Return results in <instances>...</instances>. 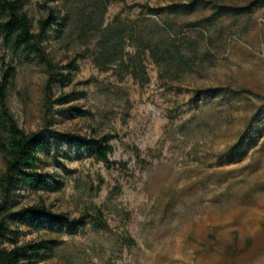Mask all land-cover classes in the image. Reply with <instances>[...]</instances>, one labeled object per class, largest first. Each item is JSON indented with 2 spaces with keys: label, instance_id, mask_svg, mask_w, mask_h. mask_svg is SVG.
<instances>
[{
  "label": "rangeland",
  "instance_id": "rangeland-1",
  "mask_svg": "<svg viewBox=\"0 0 264 264\" xmlns=\"http://www.w3.org/2000/svg\"><path fill=\"white\" fill-rule=\"evenodd\" d=\"M189 2L185 10L169 8ZM24 9L35 31L52 9L61 12L63 30H50L43 42L61 65L94 47L77 10L64 19V0H28ZM117 14L156 32L155 22L165 21L178 35L203 32V62L170 79L148 58L143 81L101 70L88 56L47 99L44 64L0 33V75L4 62L16 66L8 104L26 131L41 128L48 113L62 131L107 134L115 146L108 165L62 143L42 162L59 187H19L10 202L14 209L45 203L71 217L101 207L109 227L89 222L62 234L23 224L21 242L55 240L36 264H264V0H114L106 22ZM62 93L67 100L58 103ZM4 169L0 151V176Z\"/></svg>",
  "mask_w": 264,
  "mask_h": 264
},
{
  "label": "trees",
  "instance_id": "trees-1",
  "mask_svg": "<svg viewBox=\"0 0 264 264\" xmlns=\"http://www.w3.org/2000/svg\"><path fill=\"white\" fill-rule=\"evenodd\" d=\"M27 1L0 0V33L15 51H25L28 59L37 58L44 64L47 72V99L51 98L54 85L66 84L72 72L78 68L79 61L88 56H92L95 65L101 70L116 69L121 76L132 74L143 81L149 79L146 65L148 58L158 66L162 77L170 79H180L183 74L195 71L204 60L200 49L203 32L197 36L187 33L178 35L170 21L163 24L155 22L156 32L149 25L143 26L141 20L127 19L121 14H117L111 22H106V11L114 0H64L68 9L64 19L71 18L72 12L77 10L83 17L81 34L95 37L96 42L93 48L86 47L85 50L77 52L66 65H61L50 57L43 43L50 30H63L61 12L52 9L47 17L39 20V31H35L31 18L24 9ZM192 5L193 2L171 3L169 8L185 10ZM86 8H91V15H86ZM95 15L98 18L97 23H94ZM215 17L216 13L209 16ZM194 25L196 24L191 26ZM129 46L132 48L128 49ZM15 72V65L3 63L0 75V151L5 169L0 176L3 193L0 202V264H36L44 258L49 244L55 240L21 242L23 224L35 231L48 229L62 234H74L89 222L99 229L108 228L109 223L101 207H94L74 217L67 212L56 211L45 203H33L14 209L10 203L14 190L19 187L39 190L59 187L60 183L55 174L46 170L42 162L44 155L59 149L62 143L80 152H88L96 161L108 165L115 146L107 134L62 131L48 120V113L46 123L41 128L26 131L8 104L9 84ZM66 100L67 95L64 93L56 98L58 103ZM68 110L81 116L91 113L78 105H70ZM243 144L244 140L238 142L234 149H242ZM142 161L144 165L148 163L146 158H142ZM62 166L66 171L72 170L65 164ZM6 241L11 246L4 245Z\"/></svg>",
  "mask_w": 264,
  "mask_h": 264
}]
</instances>
